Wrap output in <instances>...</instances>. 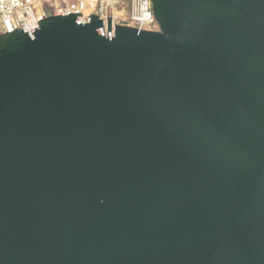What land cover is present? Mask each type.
Instances as JSON below:
<instances>
[{"label": "water", "instance_id": "1", "mask_svg": "<svg viewBox=\"0 0 264 264\" xmlns=\"http://www.w3.org/2000/svg\"><path fill=\"white\" fill-rule=\"evenodd\" d=\"M151 1L0 35V264H264V0Z\"/></svg>", "mask_w": 264, "mask_h": 264}, {"label": "built area", "instance_id": "2", "mask_svg": "<svg viewBox=\"0 0 264 264\" xmlns=\"http://www.w3.org/2000/svg\"><path fill=\"white\" fill-rule=\"evenodd\" d=\"M79 13L81 23L85 16L97 14L104 19V33L108 35V19L115 23L146 30H158L151 0H0V35L15 29L28 32L39 27V21L51 15Z\"/></svg>", "mask_w": 264, "mask_h": 264}, {"label": "rangeland", "instance_id": "3", "mask_svg": "<svg viewBox=\"0 0 264 264\" xmlns=\"http://www.w3.org/2000/svg\"><path fill=\"white\" fill-rule=\"evenodd\" d=\"M127 2V0H125Z\"/></svg>", "mask_w": 264, "mask_h": 264}]
</instances>
